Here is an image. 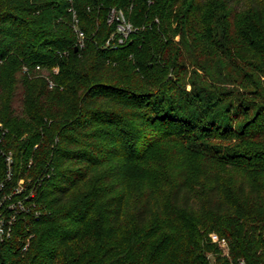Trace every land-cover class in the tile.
<instances>
[{"label": "trees", "instance_id": "trees-1", "mask_svg": "<svg viewBox=\"0 0 264 264\" xmlns=\"http://www.w3.org/2000/svg\"><path fill=\"white\" fill-rule=\"evenodd\" d=\"M0 212V264H264V0H0Z\"/></svg>", "mask_w": 264, "mask_h": 264}, {"label": "built area", "instance_id": "built-area-1", "mask_svg": "<svg viewBox=\"0 0 264 264\" xmlns=\"http://www.w3.org/2000/svg\"><path fill=\"white\" fill-rule=\"evenodd\" d=\"M109 22L110 23H116L117 29L116 33L119 35V41L122 42L124 39H126L133 31L136 30V27L133 25V23L126 17L123 10H118L116 8H112L111 12L109 14ZM80 36V45H84V33L82 31L79 32ZM115 34V33H114ZM113 38V36H112ZM110 42V39L108 40ZM11 207H14L12 205ZM2 212H0V235L3 234L4 228H3V217H1ZM212 238L215 241H219L220 243H226L225 238H219V236L215 233L212 234Z\"/></svg>", "mask_w": 264, "mask_h": 264}, {"label": "rangeland", "instance_id": "rangeland-1", "mask_svg": "<svg viewBox=\"0 0 264 264\" xmlns=\"http://www.w3.org/2000/svg\"><path fill=\"white\" fill-rule=\"evenodd\" d=\"M178 38V37H177ZM188 88H190V86H188ZM20 88L18 89V91H17V96H16V98H15V106L16 107H20ZM216 234V233H215ZM218 235V234H217ZM219 236V235H218ZM220 238V237H219ZM226 240V239H225ZM221 246H222V248H223V250H224V252L226 253V254H228V251H229V249H228V243H227V241H226V243H221ZM239 264H245L244 263V261H240V263Z\"/></svg>", "mask_w": 264, "mask_h": 264}]
</instances>
